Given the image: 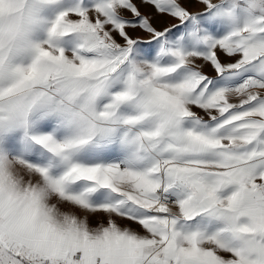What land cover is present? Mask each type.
<instances>
[{
    "label": "snow or ice",
    "instance_id": "6c2138e0",
    "mask_svg": "<svg viewBox=\"0 0 264 264\" xmlns=\"http://www.w3.org/2000/svg\"><path fill=\"white\" fill-rule=\"evenodd\" d=\"M0 264H264V0H0Z\"/></svg>",
    "mask_w": 264,
    "mask_h": 264
}]
</instances>
